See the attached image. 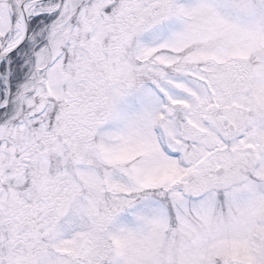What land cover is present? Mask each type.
Here are the masks:
<instances>
[{
	"label": "snow or ice",
	"instance_id": "obj_1",
	"mask_svg": "<svg viewBox=\"0 0 264 264\" xmlns=\"http://www.w3.org/2000/svg\"><path fill=\"white\" fill-rule=\"evenodd\" d=\"M0 264H264V0H0Z\"/></svg>",
	"mask_w": 264,
	"mask_h": 264
}]
</instances>
